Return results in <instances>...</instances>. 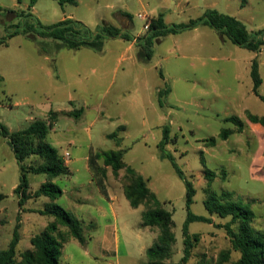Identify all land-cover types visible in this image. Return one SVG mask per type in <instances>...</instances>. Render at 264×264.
Here are the masks:
<instances>
[{
	"label": "rangeland",
	"instance_id": "obj_1",
	"mask_svg": "<svg viewBox=\"0 0 264 264\" xmlns=\"http://www.w3.org/2000/svg\"><path fill=\"white\" fill-rule=\"evenodd\" d=\"M179 1L181 5L177 7ZM184 1L187 0H76L75 4L61 6L56 0H38L34 16L42 24L51 25L72 15L92 31L105 24L134 35L144 31L145 22L139 14L158 17L164 13L170 26L198 18L216 3L215 10L240 20L249 31L264 30V0H194L196 3L187 6L182 4ZM28 3L23 0L12 10L17 0H0V37L6 36L11 25L33 22L24 17ZM126 8L129 27L117 15ZM103 42L101 51L72 50L60 41L30 33L12 38L8 46H0V74L5 79L0 121L11 132L26 129L37 119L48 120L49 112L65 109L69 99L76 100L77 109L83 110L81 118L61 115L49 133L48 142L62 157L69 151L72 163L69 175L52 180L63 191L56 204L75 216L79 206L72 207L73 199L98 201V188L91 181L86 155L92 149L123 150L124 162L148 179L162 207L172 213L175 244L169 262L179 263L184 255L186 187L170 161L161 158L157 147L167 128L170 140L166 150L197 190L192 212L210 217L204 201L208 187L205 171L211 170L217 173L212 189L233 192L235 199L248 203L256 215L253 229L264 233V149L260 150L256 143L261 137L241 132L227 140L219 139L223 129L236 128L225 117L247 121V111L264 117V101L254 94L251 77L252 61L258 56L263 79L259 93L264 97V48L254 53L205 26L199 32L190 30L162 38L155 43L152 57L141 58L130 76L125 77L119 58H140L141 50L127 51V43L120 38H105ZM134 46L139 48L136 41ZM45 57L56 59L57 68ZM76 111L79 110L71 112ZM119 127L125 129L118 133L122 138L120 146L107 137ZM211 138L217 139L215 146H209ZM224 169L227 174L222 179ZM110 172L107 187L117 191L123 201L118 204L119 263L143 264L147 262L145 251L157 242L159 230L143 227L146 207L133 208L125 197L121 184L125 170L118 177L111 169ZM20 173L11 146L0 135V193L5 196L0 204V249L9 247L17 227L18 261L23 251L32 249L31 238L54 221L39 213L52 203L47 197L28 199L19 206L14 189ZM27 178L29 192L48 181L46 174L28 173ZM229 221L213 216L211 224H189V232L198 240L193 242L187 264H216L224 251H230L227 264L239 259L227 235L225 226ZM232 228L236 231L238 224ZM85 249L71 240L64 246L59 264H110L109 257L89 255Z\"/></svg>",
	"mask_w": 264,
	"mask_h": 264
},
{
	"label": "trees",
	"instance_id": "obj_2",
	"mask_svg": "<svg viewBox=\"0 0 264 264\" xmlns=\"http://www.w3.org/2000/svg\"><path fill=\"white\" fill-rule=\"evenodd\" d=\"M61 6L66 4H75L76 0H56ZM246 0H244L245 2ZM23 0H17L21 4ZM38 0H29L27 13L24 17L33 19V22L21 21L18 24L7 27L6 36L0 37V46H8L9 41L19 35L34 33L41 38L60 41L64 46L72 50L81 48H90L95 51H101L105 38H120L131 42L136 40V45L141 52V58L150 59L152 50L158 39L168 35H178L186 31L196 29L201 26H208L226 36L234 44L248 49L254 53H260L264 48V30L251 32L238 19L217 10H206L202 16L190 19L187 23H178L167 25L162 15L152 18L150 26L145 35L135 38L126 31L113 25H102L96 31H92L82 22L66 18L51 25H44L35 18L31 12ZM243 2V3H244ZM22 15H19L21 18ZM251 77L253 81V92L264 101L260 95L259 89L263 83L259 71L258 56H256L251 65ZM4 79L0 75V103L2 85ZM61 115L75 116L73 112L50 111L48 120H34L26 129L11 132L0 121V135L8 141L11 146L17 163L20 167V181L15 187L14 193L19 197V206L28 199H36L41 196L49 198L52 203L46 205L45 209L39 211L40 214L54 218L45 230L31 238L32 249L23 251L20 254V260L17 259L16 248L20 241L18 229L14 231L13 239L7 249H0V264H59L64 246L71 240H76L81 246H86L88 234L95 231L97 226L93 222L85 223L70 214L62 206L56 204V201L62 196V189L52 180L70 174L68 166L63 157L48 142V135L55 122ZM228 123L235 125L234 128L223 129L219 134V139L227 140L235 133H241L246 128V122L240 117L229 116L224 119ZM246 120L255 125L264 128V117L257 116L251 112H246ZM125 130L119 127L117 131L108 135V138L115 140L118 146L122 143V138L118 135L120 131ZM169 132L165 128L163 139L158 144L160 156L162 159L170 161L177 175L184 181L186 187V210L187 219L184 226V255L179 263H171V248L175 244L173 234L174 221L172 213L162 207L161 201L157 195L150 189L148 180L145 179L131 166L124 162L123 150H93L89 156V167L97 186L102 194L107 196V178L108 170L111 169L115 177L119 176L121 170H125L122 180V187L125 197L133 208L143 205L146 207L142 214V226L158 228L159 235L157 242L147 248L145 255L147 262L143 264H187L194 247V241H197L196 235L189 232V224L193 222L212 223V217L221 219L229 218L230 221L225 226L228 238L233 249L239 252V259L232 264H264V233L255 231L252 227L256 215L248 203L242 199H235V194L230 191L221 193L212 189V183L217 178V173L211 170L205 171L207 180V199L204 206L210 217L199 216L192 212L191 208L197 193L196 187L181 170L172 153L166 150L168 144ZM209 146H215L217 139L211 138ZM33 158V160H31ZM46 174L48 181L43 183L35 192H29V182L27 175ZM226 171L224 169L222 179H225ZM5 196L0 193V204ZM238 224V229L233 230V224ZM66 228V231H63ZM230 260V251L221 253L216 264H227Z\"/></svg>",
	"mask_w": 264,
	"mask_h": 264
},
{
	"label": "crops",
	"instance_id": "obj_3",
	"mask_svg": "<svg viewBox=\"0 0 264 264\" xmlns=\"http://www.w3.org/2000/svg\"><path fill=\"white\" fill-rule=\"evenodd\" d=\"M193 3H196V1L187 0V1H184L182 4L187 6V5H193ZM25 5H26V7H28L29 3L25 4ZM180 5H181V1H179L176 6L178 7ZM215 5H217V4L213 3L212 6L206 8V10H210V9L215 10V8H214ZM19 6H20V4L17 3L11 9L14 10L15 8H18ZM35 6L31 10V12L34 15H35ZM117 15L120 18V20H122L128 27L130 26V24H129L130 21H129L127 8H126V10H122ZM162 16H163V19H164L165 23L167 24V21L164 18L165 14L163 13ZM66 18H70V19L76 20L72 15H70L68 17H63L61 20H64ZM150 18L152 19V18H155V17H150ZM61 20H59V21H61ZM204 27L205 26H201V27H198L196 29H193L192 31L199 32ZM146 33L147 32L144 30V31L138 32L137 34H134V35L131 34V36H133L135 38H138L136 36H138L139 34L145 35ZM121 40H123V39H121ZM161 40H162V38L158 39L157 42H160ZM135 41H136L135 39L133 41H131V42H128V41L124 40V42H126L127 45H128L127 51H129L130 49H133V50L136 49V51H137L139 49V48L134 46L135 45ZM44 60L45 61H51V63L54 66V68L55 67L57 68V66H56L57 60L56 59L45 57ZM119 60H121L123 62V64L120 65L119 68L124 72L125 77L126 76L129 77L130 74L134 71V69L137 66V64L139 63V61H141V57L140 58H136L135 56L134 57H129V58L122 57V58H119ZM1 76L4 79V76L3 75H1ZM4 81H5V79H4ZM75 101L76 100H74V99H69L68 100L69 106H67L65 109H63L61 111L71 112V111L79 110L78 112L77 111L75 112V115L79 114L78 118H81L82 114H83V110L82 109H77L76 105L74 104ZM80 113H81V115H80ZM64 117L68 118L70 116H66L65 115ZM245 122H246L247 126L242 131L241 134H244L246 132H248V136H255L257 134L256 136L257 137L260 136L261 139L258 138L257 139L258 141H256V143L258 145H260V150L264 149V144L261 145V142H264V128L263 127L261 128L260 125L251 124L248 121H245ZM56 123L57 122H55L52 130L55 129ZM48 137H49V135H48ZM107 137H108V135H107ZM157 147H158V145H157ZM66 152H69V151H66ZM263 152H264V150H263ZM90 153H88L86 155L85 159H86L87 164H88V170L91 172L90 167H89V156H90ZM70 158H71V153H70ZM31 160H33V158ZM65 164L68 166V168L70 170V173H71V164L72 163H71L70 159L68 161H65ZM110 173L111 172H110V169H109L108 170V177H109ZM91 175H92V173H91ZM91 181H92V183L96 184L95 180L93 179V176H92V180ZM96 186H97V184H96ZM97 188H98L100 199L98 201H96L95 203L87 202L86 199L85 200L73 199V201H72V207H74V206L78 207L79 206V210H78L77 214H75V216L79 220L84 221L85 223L86 222L87 223L93 222V223H96V225H97V230L95 232H92V233L87 235L88 236V241H87L86 246H84L86 248L85 249V253L89 254V255L93 253L95 256L109 257L110 264H121V263H119V258L121 257V249H120L121 238H120L119 226H118V204L123 202V201H122L120 195L117 193V191L115 192V191L111 190L110 186L107 187V196L102 194V192L100 191L98 186H97ZM80 206H85V207H80ZM73 209H75V208H73ZM75 211H77V210L75 209ZM79 211H80V214H79ZM146 228H150V227H146ZM113 257L115 258V261H113Z\"/></svg>",
	"mask_w": 264,
	"mask_h": 264
},
{
	"label": "built area",
	"instance_id": "obj_4",
	"mask_svg": "<svg viewBox=\"0 0 264 264\" xmlns=\"http://www.w3.org/2000/svg\"><path fill=\"white\" fill-rule=\"evenodd\" d=\"M138 17L145 22V24H144V30L145 31H148L149 26H150L151 18L147 14H139ZM63 159H64V161H68L70 159V153L69 152H66L63 155Z\"/></svg>",
	"mask_w": 264,
	"mask_h": 264
}]
</instances>
